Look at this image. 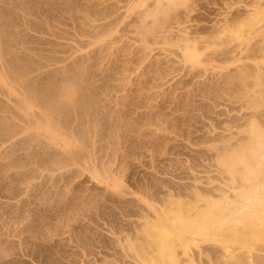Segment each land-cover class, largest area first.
Instances as JSON below:
<instances>
[{
	"label": "rangeland",
	"instance_id": "obj_1",
	"mask_svg": "<svg viewBox=\"0 0 264 264\" xmlns=\"http://www.w3.org/2000/svg\"><path fill=\"white\" fill-rule=\"evenodd\" d=\"M187 1L144 36L114 0H0V264H134L127 241L165 198L225 185L217 149L264 108L234 77L262 55L264 0ZM228 25L197 64L175 46ZM201 243L194 259L224 263Z\"/></svg>",
	"mask_w": 264,
	"mask_h": 264
},
{
	"label": "bare ground",
	"instance_id": "obj_2",
	"mask_svg": "<svg viewBox=\"0 0 264 264\" xmlns=\"http://www.w3.org/2000/svg\"><path fill=\"white\" fill-rule=\"evenodd\" d=\"M114 1L113 5L115 6L111 3L110 5L115 7V12L114 10H110V13L113 11L116 17L118 15L117 13H122V16H119L122 17V19L130 17L129 13L136 15V19H134L133 22L132 19L130 21L132 23L130 25L128 24L130 27L127 28V30L129 29V34L137 32V35L140 32V34L144 36L147 32H144L143 29H147V25H150L149 19H151L154 24H158L159 22L168 23V20L173 18L172 12L173 14L174 12L177 13V10L188 2L187 0H153L152 2L150 0L149 2L148 0ZM123 14H127L128 16L124 17ZM110 15L114 16L113 14ZM177 15L175 16L176 18ZM179 16L180 15H178V17ZM117 19L116 21L122 20ZM147 20L149 21L148 24ZM171 20L173 21V19ZM112 22L107 25L111 26ZM154 24L152 23L151 25ZM116 25H118V23H116ZM107 29L105 30L107 31ZM141 30H143L145 34ZM229 33L230 28L228 25V27L225 26L222 28L215 37L202 42L188 35L178 36L177 41L179 40L180 46H178V42L175 46L181 47V52L184 54H182L183 59L186 62L197 64L205 48L206 50L211 47L213 48V46L210 47V45H217L221 40L223 42L222 46L224 47L226 44L225 42L231 38ZM124 37H126V35L122 38ZM237 37L239 38L238 35ZM201 44L204 45V47L201 46ZM226 45L228 46L229 43ZM220 46L221 43L219 45V50L221 48ZM260 46L259 48L262 55L259 56L260 58L258 61H255V63H257L254 66L252 65V68L243 65L244 67L242 66L234 75V77L236 76L235 79H238L239 83L244 87L245 92H247L245 95L250 91L253 92L252 96V92L250 96L248 95L250 99L247 98L250 103L249 106L252 105V107L254 106L253 108L258 107V109L259 107L262 108L261 106L264 105V36ZM119 48H121V46ZM129 49L132 50V48ZM129 49L127 48L126 51L129 52ZM147 49L148 48H146V50ZM126 51L124 49L125 53ZM147 51H149V49ZM224 51L227 52L226 49H224ZM230 52L231 51H229V55ZM257 52L260 53L259 51ZM232 54L233 53H231V55ZM227 55L226 57H229ZM129 56L130 53L126 57ZM211 57L212 56H209V60H211ZM219 57L217 58L218 60L222 58ZM232 58L234 59V57ZM217 59L215 60L214 57L213 61H217ZM0 81L3 83L6 82L5 78L2 76L0 77ZM242 86L240 88H243ZM32 89L33 87L31 90H28L29 99H35L37 97V93L34 91L35 89ZM33 99H30L31 103ZM255 109L257 110V108ZM52 112L50 113L51 119L57 121L56 119L60 118L59 116L61 115L57 114L58 111H54L56 113ZM244 123V125H240L239 137L234 138L233 143L230 141V137L229 141L225 140V142H222L220 138H218L219 141L224 143V146L220 150L216 148L218 150L217 152L214 148L216 152L214 161L216 163H214V161L213 163L215 166L217 165V171L219 172L220 170L223 174V178L226 180V183L225 181L223 182L225 185L222 184L223 187H221L222 185L219 184L221 185L220 187H212L209 189L211 184H213H210L211 181H209L208 185H210V187L204 185L207 186V188L209 187L208 189H205L206 187H203L204 183H201L204 189H198L197 186L196 189H190L191 194H176V199L173 197L174 195L168 197L169 199L167 200L166 198L165 200L163 199V206L159 209H154L152 218L150 220L147 218V220H144L145 222L143 225L140 224L141 227L139 230L137 229V231H139L137 233L138 236L136 235V238H130V240L128 239L127 241L125 249L134 257V264H183L180 261V253L178 250H181L184 256L190 258L186 261L188 264H198L195 260L199 259L197 262L201 260L199 253H197L198 257L194 255L196 259L192 257L193 255H190L193 246V248L196 246V249L197 246L201 247L198 245V242H215L219 245L222 255L221 258L223 257L222 259L224 260H222L224 263L219 264H264V108L263 110L261 109L259 113L257 112V114L256 112L254 115L250 114ZM217 143L219 145V142ZM196 182L198 181H194L195 185H197ZM188 187L190 186L188 185ZM168 196H170V194ZM219 256L220 255H218L217 259L219 262H222ZM200 262L203 264L202 261ZM217 262L216 260L215 263Z\"/></svg>",
	"mask_w": 264,
	"mask_h": 264
}]
</instances>
